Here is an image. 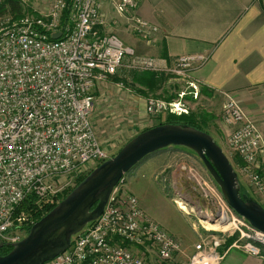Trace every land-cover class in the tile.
Here are the masks:
<instances>
[{
  "label": "built area",
  "instance_id": "built-area-1",
  "mask_svg": "<svg viewBox=\"0 0 264 264\" xmlns=\"http://www.w3.org/2000/svg\"><path fill=\"white\" fill-rule=\"evenodd\" d=\"M108 1L143 38L159 31L137 15L140 0ZM56 32L62 35L53 38ZM128 56V66L134 70L166 72L187 80L211 55L184 54L167 65L156 57L136 54L110 30L102 0H53L39 14L0 17L1 240H21L24 237L7 235L37 221L24 210L18 212L29 195L39 202L53 199L111 158L93 124L95 90ZM189 85L193 99L200 98V85L194 81ZM188 93L182 90L170 100L150 96L148 116L190 114ZM224 98L222 120L231 127L227 143L240 159L233 166L241 188L264 207V132L235 95L224 92ZM187 172L203 197L218 208L209 219L226 225L223 231L230 229L228 236L238 231L240 238H248L241 246L234 243L223 251L221 235L202 232L194 224L199 241L186 255L183 240L147 213L137 195L125 187L124 176L102 214L74 235L68 249L41 264H179L185 258L183 264H221L232 247L262 256L264 232L230 207L213 179L209 183L192 168Z\"/></svg>",
  "mask_w": 264,
  "mask_h": 264
},
{
  "label": "crops",
  "instance_id": "crops-1",
  "mask_svg": "<svg viewBox=\"0 0 264 264\" xmlns=\"http://www.w3.org/2000/svg\"><path fill=\"white\" fill-rule=\"evenodd\" d=\"M102 4L109 18L115 19L118 34L115 33L136 54L153 56L172 65L180 55L210 53L208 62L195 69L184 82L198 83L201 99H218V104L222 106L224 92L232 93L264 132V0H140L137 15L159 28L153 36L144 39L136 31L129 36L130 32L125 31L126 17L118 13L108 0H103ZM129 61L115 74L124 72L122 69L131 72L129 78L139 92L140 88H146L143 82L155 74L156 78L162 80L154 90H164L165 99L175 98L176 87L169 84V81H174V75L140 72L130 68ZM165 76H170V80H165ZM101 90L102 86L97 87L95 95ZM152 91L149 90L150 96H154L151 95ZM150 96L144 95L146 104ZM95 105L97 109L101 107L100 102ZM185 260L182 259L181 263ZM221 264H264V255H251L232 248Z\"/></svg>",
  "mask_w": 264,
  "mask_h": 264
},
{
  "label": "rangeland",
  "instance_id": "rangeland-1",
  "mask_svg": "<svg viewBox=\"0 0 264 264\" xmlns=\"http://www.w3.org/2000/svg\"><path fill=\"white\" fill-rule=\"evenodd\" d=\"M21 2L24 6V13L30 12L34 14L45 11L53 0H21ZM117 12L119 13V11ZM103 14L106 22L110 24V29L114 33H117L115 30L117 24H114L115 19L109 18L105 10H103ZM2 16H12L15 18L11 12L0 14V17ZM126 22L125 31L130 32L129 36H131L134 32L132 21L130 23L126 19ZM129 59L130 56L125 59V62ZM122 71L125 72L127 70L122 69ZM124 72L115 74L116 76L108 81V83H111H106L105 86H102L101 92L98 95L96 94L97 96L95 95V104L100 102L101 107L97 109L94 104L92 114L93 124L96 127L100 141L111 157L130 139L142 132V130L159 124L163 120L162 118H153L148 116V114L146 115L147 110L144 95L150 96L149 89L146 87L145 89L140 88V92L137 91L136 86L129 78L131 72ZM140 72L143 71L140 70ZM169 77L165 76V80H170ZM175 78L183 82L180 83ZM173 79L175 82L169 81V84L171 83L170 86L176 87L174 89L176 94L173 95L175 98L178 97L182 90L186 93L192 90V86L179 77L174 75ZM157 90H153L151 95L163 98L166 92L164 90L157 92ZM187 96L191 113L195 114V118L200 122L201 127L213 135L234 166L239 164L238 156L232 153L226 140L231 127L222 120L223 106L222 104H218L219 100L210 101L206 98L190 99L193 96L192 93H188ZM191 168L196 170L209 183L212 182L211 174L194 151L183 146H171L153 155H149L136 165L135 168L126 174L127 179L125 178L124 184L128 191L137 195L147 209V213L151 217H154L157 223L168 232L183 240L186 255L194 250V245L199 241V233L194 228V224L202 232L221 235L225 242L222 246L223 251L234 243L241 246L248 238H240L238 231L228 236L230 229L227 231H223L224 229H221V227L209 229L210 225L204 222L208 220L211 225L216 224L209 219L210 216H205L204 214L208 212L213 217V215L217 214L218 208L210 200L208 201L203 197L200 191L196 189V185H192L193 183L187 172ZM87 174L85 173L84 175ZM72 186L68 185L61 189L57 197L55 196L53 199L43 200L39 204L40 207L43 203L47 204L48 201L50 203L59 202ZM176 200L182 201L187 207L186 210L181 208ZM199 208L202 212L199 211ZM32 216L35 218L36 213H32ZM199 219L202 220L205 227L200 224L201 221ZM27 233L28 229L27 225H25V227H20L7 235V238L11 236L25 237ZM253 241L260 244L259 240ZM0 242L11 243L1 239ZM187 247L189 248L187 249ZM232 248L238 249L237 247Z\"/></svg>",
  "mask_w": 264,
  "mask_h": 264
},
{
  "label": "water",
  "instance_id": "water-1",
  "mask_svg": "<svg viewBox=\"0 0 264 264\" xmlns=\"http://www.w3.org/2000/svg\"><path fill=\"white\" fill-rule=\"evenodd\" d=\"M61 35L56 32L52 37ZM171 146L194 151L230 207L254 228L264 232V207L242 192L237 171L213 135L189 124L162 123L140 132L114 156L96 166L37 220L24 238L13 243L0 242V248L4 245L12 247L8 253L0 254V264H41L64 252L74 235L102 214L115 186L128 172L149 155Z\"/></svg>",
  "mask_w": 264,
  "mask_h": 264
},
{
  "label": "trees",
  "instance_id": "trees-1",
  "mask_svg": "<svg viewBox=\"0 0 264 264\" xmlns=\"http://www.w3.org/2000/svg\"><path fill=\"white\" fill-rule=\"evenodd\" d=\"M67 3H70L71 0H66ZM23 4L21 2V0H0V14H4L6 12H11L15 18H20L22 16L23 12ZM67 13H68V9H65L64 11V20L67 18ZM35 14H39V13H35ZM145 73H151L150 71H144ZM162 79L156 78L155 74H153L152 77H150L146 82H143V84L149 89V90H154L157 87V84L161 81ZM158 118H162L163 120H161L159 122V124L162 123H175V124H189L191 126H195L199 129L204 130L201 127L200 122H198V120H196L195 118V114L194 113H190V114H184L181 116H178L176 114H171V113H163L160 114L159 116H157ZM158 125V124H156ZM155 126V125H154ZM150 128V127H149ZM146 130V129H144ZM142 130V131H144ZM208 132V131H207ZM238 160L240 161V159L238 158ZM86 177V175H82L81 177L77 178L76 180V184L73 185L70 190L67 191V193L64 195V197L78 184L80 183L84 178ZM127 179V177H126ZM242 192H245L244 190H242ZM57 197V196H56ZM63 197V198H64ZM62 198V199H63ZM60 199V200H62ZM43 200H41L40 202L37 201V197L35 195H29L21 204V206L18 209V212H20L21 210L26 211L29 215H32V213H36V220H39L44 214H46L47 212H49L52 208H54L56 206V204L58 202H53L50 203V201L47 202V204L43 203V205L40 207V203H42ZM54 201V200H52ZM51 201V202H52ZM45 204V205H44ZM22 227H25L22 226ZM31 226L27 225V229L29 231ZM262 247V251H263V255H264V246ZM12 249V247L10 245H4L2 248H0V254H6L8 253L10 250Z\"/></svg>",
  "mask_w": 264,
  "mask_h": 264
},
{
  "label": "bare ground",
  "instance_id": "bare-ground-1",
  "mask_svg": "<svg viewBox=\"0 0 264 264\" xmlns=\"http://www.w3.org/2000/svg\"><path fill=\"white\" fill-rule=\"evenodd\" d=\"M191 182L193 183V185H196V183L191 179ZM196 187V189L198 190V191H200L199 189H198V187H197V185L195 186ZM201 193V192H200ZM178 204H179V206H181V208H183V209H185L186 210V206H185V204L182 202V201H178ZM199 211L200 212H202V210L199 208ZM204 213V212H203ZM223 213V212H222ZM205 216L206 215H208V216H210L211 217V214H209L208 212H205V214H204ZM202 218V217H201ZM207 223V222H206ZM208 225H210L208 228L209 229H215L216 227H221V229H225L227 226L225 225H218V224H212L211 225V223H207ZM206 224V225H207ZM262 238H264V237H262ZM262 244V243H261ZM263 246H264V244H262Z\"/></svg>",
  "mask_w": 264,
  "mask_h": 264
},
{
  "label": "flooded vegetation",
  "instance_id": "flooded-vegetation-1",
  "mask_svg": "<svg viewBox=\"0 0 264 264\" xmlns=\"http://www.w3.org/2000/svg\"><path fill=\"white\" fill-rule=\"evenodd\" d=\"M211 178L213 179V177L211 176ZM214 180V179H213ZM215 181V180H214ZM193 185V184H192Z\"/></svg>",
  "mask_w": 264,
  "mask_h": 264
}]
</instances>
